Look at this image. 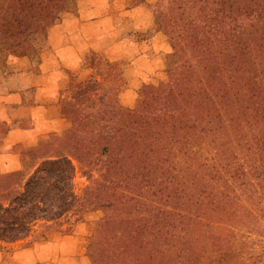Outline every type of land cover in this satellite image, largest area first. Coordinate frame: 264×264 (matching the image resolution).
<instances>
[{
    "label": "trees",
    "instance_id": "1",
    "mask_svg": "<svg viewBox=\"0 0 264 264\" xmlns=\"http://www.w3.org/2000/svg\"><path fill=\"white\" fill-rule=\"evenodd\" d=\"M46 1L52 6L61 0ZM32 5L27 10L31 11ZM158 5L160 27L176 51L186 52L190 58V80L172 75L166 87L156 90L153 99L144 106L133 110L118 107L115 116L105 120L103 145L96 148L97 156L91 143L74 141L70 145L73 131H68L60 141L63 148L74 153L81 167L88 169L83 170L85 173L93 170L90 165L98 167L101 171L98 176L106 188L120 189L113 172L127 161L133 171L128 172L126 180L129 184L130 180L137 181L134 185L139 187L134 193L128 186L132 192H127L130 196H120L121 200L115 202L118 208L105 207L108 220L103 223L109 226L112 219H125L131 238L125 242L97 241L92 250L93 264H238L243 260L240 246L250 242L252 232L244 228L249 220L242 210L252 201L244 200L242 193L237 194L232 200L240 209L232 214L235 219L232 221L227 214L215 213L218 208L207 211L204 202L207 192L202 186L207 179L215 181L217 187L226 189L222 199L228 198L236 188L248 186L244 180L252 174L254 165L246 154L226 157L231 137L227 134L213 138L199 162L194 156L200 149L190 154L192 158L182 144L189 145L190 140L207 138L222 130L234 135L232 144L241 137L236 130L244 121L242 108L239 101L228 99L237 82L234 72L249 74V83L240 84L246 90L251 89L248 87L251 82H259L264 69L250 76L253 72H244L233 65L239 63L237 51L244 32L259 26L264 29V0H159ZM33 16H30L33 24L16 31L19 35H35L51 21ZM35 22L43 24L34 25ZM12 33V27L7 29V36ZM4 52L7 49L1 44L0 53ZM66 111L73 122L84 114L75 103L67 106ZM262 151L259 147V169L264 165ZM135 163L143 164L141 170L153 174V182L158 180L164 187L154 193L151 179L139 181L141 170ZM73 176L71 160L60 157L42 161L26 181L11 189L0 185V240H18L37 222L54 221L77 206L79 198L74 194ZM263 176L259 174L260 179ZM151 190L150 195L143 194ZM255 191L253 198L264 204L263 181H259ZM128 204L142 206L144 214H134L132 211L136 209L126 212ZM119 233L125 234L124 230ZM263 255L262 251L258 254L259 263L264 260Z\"/></svg>",
    "mask_w": 264,
    "mask_h": 264
},
{
    "label": "rangeland",
    "instance_id": "2",
    "mask_svg": "<svg viewBox=\"0 0 264 264\" xmlns=\"http://www.w3.org/2000/svg\"><path fill=\"white\" fill-rule=\"evenodd\" d=\"M158 2L159 0H61L48 6L46 0H0V45L4 44L7 49V52L0 53V91H13L30 83L47 85L48 72L56 71L52 74L53 77L56 76L55 88L50 93L44 92L37 106L43 118L41 126L44 130L33 128L34 133L37 131V144L26 148L24 170L0 176V185L4 189H11L19 182L26 181L42 161L68 157L74 166V194L79 198L77 206L74 205L72 210L54 221L37 222L26 236L14 241L0 240V264L25 263L21 258L15 257L17 250L55 235L66 236L69 256L64 262L57 260L54 264H93L92 250L97 241L125 242L131 238L125 219H112L109 226L103 223L108 220L106 206L118 208L115 202L120 196H130L127 192H132L133 189L136 193L139 188L134 185L137 181L130 180L129 184L126 180L128 172L133 171L131 164L127 161L126 165L122 164L123 167L120 165L115 168L113 174H116L114 176L121 187L112 190L106 188L99 178L101 171L98 167L90 165L93 170L85 173L86 168L81 167L74 153L63 148L60 141L68 131H73L75 134L70 139V145H74V141L91 143L95 149L92 152L97 156L99 151L96 148L103 145L105 120L115 116L118 107L133 110L144 106L153 99L156 90L166 87L172 75L190 80V58L186 52L176 51L168 34L160 27L161 10ZM31 4L32 10L29 11L27 6ZM2 9L7 12L2 14ZM30 16L51 21L35 35H19L17 30L33 24ZM35 23L34 25L43 24ZM10 27L14 34L7 36L6 31ZM241 39L240 50L237 51L239 63H234L233 68L239 66L244 72H253L250 76L256 75L258 71L260 74L261 69H264V29L259 26L257 29L246 30ZM60 45L67 47L68 56L61 58L58 55ZM234 73L237 82L228 99L239 101L242 108L244 121L236 130L241 137L233 140L232 144L234 135L222 130L207 138L190 140L189 145H182L189 157H192V152L200 149L194 156L199 162L209 148L207 144L213 138L227 134L232 139L228 138L230 146L228 144L226 157L231 158V154L248 155L254 170L244 180L248 184L246 188H236L234 194L225 199H222V195L226 189L217 187L215 181L207 179L202 189L207 192L204 200L208 205L207 211L218 208L215 213L227 214V219L233 218L232 214L240 209L239 204L232 200L237 194L242 193L244 200L252 201L242 212L245 216L248 215L249 223L244 228L252 231L248 238L253 241L241 244L243 260L238 264H264V260L262 263L258 260V254L264 252V204H259V200L253 198L259 181L264 182V176L259 178V174H264V165L259 169V147L264 150V76L261 75L259 82L248 85L253 89L251 91L241 89L244 81L249 83V74L246 76V72ZM33 93L32 90V95ZM72 103L78 104L81 113H84L78 122H73L67 115L66 107ZM87 106L90 107L86 108ZM36 124L37 121L34 120L31 126L35 127ZM261 156L264 157V153ZM93 158L88 159L94 160ZM135 164H139L140 170L143 167L141 163ZM89 173L92 178H89ZM140 175L139 181L151 179L153 182L155 179L153 174L147 175L146 170H141ZM153 184L154 193L164 187L158 180ZM128 186L132 189H128ZM151 193L152 190L143 192L146 196ZM132 205L128 204L126 212L136 209L132 211L134 214H144L142 206L137 208ZM224 207L226 210L221 209ZM115 214L120 213L115 211ZM254 215L257 218H253ZM123 230L124 235L119 233ZM262 258L264 259V255Z\"/></svg>",
    "mask_w": 264,
    "mask_h": 264
},
{
    "label": "crops",
    "instance_id": "3",
    "mask_svg": "<svg viewBox=\"0 0 264 264\" xmlns=\"http://www.w3.org/2000/svg\"><path fill=\"white\" fill-rule=\"evenodd\" d=\"M59 48L61 58L69 55L66 46L60 45ZM55 73V70L48 72L47 85L30 83L13 91H0V176L24 170L26 148L37 144V131L34 133L33 128L44 130L40 108L37 107L39 99L44 92L50 93L55 88L56 76H52ZM34 120L37 121L35 127L31 126ZM67 247L66 236L55 235L21 247L15 252V257L21 258L25 262L23 264H54L57 260L64 262L69 256Z\"/></svg>",
    "mask_w": 264,
    "mask_h": 264
}]
</instances>
